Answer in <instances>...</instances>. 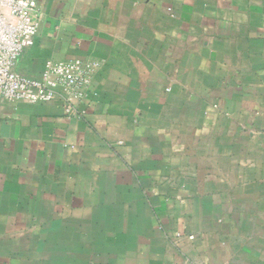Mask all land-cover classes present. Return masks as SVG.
<instances>
[{"label":"crops","instance_id":"0c3cea01","mask_svg":"<svg viewBox=\"0 0 264 264\" xmlns=\"http://www.w3.org/2000/svg\"><path fill=\"white\" fill-rule=\"evenodd\" d=\"M35 1L16 71L99 69L0 100V264H264V0Z\"/></svg>","mask_w":264,"mask_h":264},{"label":"built area","instance_id":"2783aa9c","mask_svg":"<svg viewBox=\"0 0 264 264\" xmlns=\"http://www.w3.org/2000/svg\"><path fill=\"white\" fill-rule=\"evenodd\" d=\"M40 16L35 0H0V100L24 105H59L67 117L81 118V105L93 95L95 61L47 62L38 78L16 71L21 55L37 36ZM177 239L182 238L176 235ZM193 241V235H187Z\"/></svg>","mask_w":264,"mask_h":264}]
</instances>
